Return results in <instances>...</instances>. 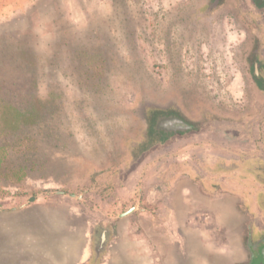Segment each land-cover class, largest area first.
<instances>
[{"label": "rangeland", "instance_id": "obj_1", "mask_svg": "<svg viewBox=\"0 0 264 264\" xmlns=\"http://www.w3.org/2000/svg\"><path fill=\"white\" fill-rule=\"evenodd\" d=\"M254 50L264 78L254 0H0V99L41 115L0 126V264H85L106 224L103 264H250L264 237ZM25 60L35 97L6 95ZM150 106L203 128L130 167Z\"/></svg>", "mask_w": 264, "mask_h": 264}, {"label": "trees", "instance_id": "obj_2", "mask_svg": "<svg viewBox=\"0 0 264 264\" xmlns=\"http://www.w3.org/2000/svg\"><path fill=\"white\" fill-rule=\"evenodd\" d=\"M214 1L219 3L223 0ZM254 2L259 9H264V0H254ZM257 56L258 52L257 50H254L253 58L251 59V62L253 63V77L257 86L261 90H264V78L261 74L263 66L257 59ZM25 62L27 66L18 72L19 75L17 78L15 77V79L11 81V85H14L12 88L13 90L6 91V95L11 94L17 96L22 90H24L26 94L31 95L32 98L35 97L32 88L33 86L35 88L37 84L38 77L36 76V67L32 61L28 62L25 60ZM19 66H24V64L17 65V67ZM10 73L14 74L13 71ZM6 88H9L8 85L4 84L3 86H0V90ZM2 96L3 97L0 99V126L4 124L5 128H12L14 130L21 124L30 126L38 123L41 115L39 114L40 108H38L37 105L31 103L29 106L19 109L11 102V96L8 98L4 93ZM143 116L146 130L143 139L130 147V167L136 166L151 152L170 144L176 138L199 133L203 128L200 122L192 121L176 107H146ZM165 123L170 124V127H165ZM254 164H257L258 166H251L252 171L257 178H261L260 182L264 184V163L261 164L257 162ZM261 205L264 207L262 200ZM113 238L114 230L111 225L106 224L96 226L91 239L90 257L85 264H103V254L105 253L106 248L111 245L114 240ZM256 244L258 245L257 252H254L250 264H264V258L262 255L264 249V237ZM249 247H252V245H249Z\"/></svg>", "mask_w": 264, "mask_h": 264}, {"label": "water", "instance_id": "obj_3", "mask_svg": "<svg viewBox=\"0 0 264 264\" xmlns=\"http://www.w3.org/2000/svg\"><path fill=\"white\" fill-rule=\"evenodd\" d=\"M132 211H133V210H132ZM132 211H130L129 214H130ZM262 255H263V258H264V249H263V251H262Z\"/></svg>", "mask_w": 264, "mask_h": 264}]
</instances>
